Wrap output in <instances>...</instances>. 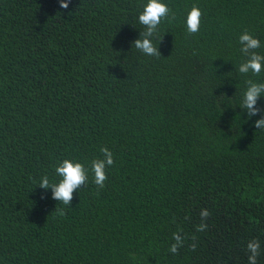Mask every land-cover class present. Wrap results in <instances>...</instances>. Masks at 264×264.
<instances>
[{
  "label": "trees",
  "instance_id": "16d2710c",
  "mask_svg": "<svg viewBox=\"0 0 264 264\" xmlns=\"http://www.w3.org/2000/svg\"><path fill=\"white\" fill-rule=\"evenodd\" d=\"M160 2L156 57L133 45L148 0H0V264H249L252 240L264 264V93L242 108L264 63L239 72L245 32L264 56V0ZM65 159L88 170L70 207L38 187Z\"/></svg>",
  "mask_w": 264,
  "mask_h": 264
},
{
  "label": "clouds",
  "instance_id": "9594fccd",
  "mask_svg": "<svg viewBox=\"0 0 264 264\" xmlns=\"http://www.w3.org/2000/svg\"><path fill=\"white\" fill-rule=\"evenodd\" d=\"M72 0H60V7L68 9ZM169 8L160 0H148V4L144 7V11L139 15V23L145 27V31L141 33V38L134 41L133 45L143 54L148 56L160 57L161 53L151 42V37L157 32L158 25L162 19L169 18ZM202 12L197 7H193L187 15L186 25L189 35L196 34L199 31L201 23ZM175 19V16H172ZM240 44L242 45L241 52L248 56L249 59L242 63L239 67V72L247 74L250 71L254 75H259L262 70V63H264V56L256 53V49L260 47V41L253 38L252 35L245 32L240 36ZM248 88L244 93L242 108L251 118L252 116L260 114L261 110L256 108L257 99L264 93V84H257L251 80L247 81ZM255 128L264 130V118L256 121ZM103 159L93 160L91 163V171L94 175L93 183L99 188L105 187V181L108 179L106 168L114 164L113 153L108 148H101ZM56 174L61 177L59 183H49L47 176L42 177L38 187L44 190L51 189L52 199L59 201L60 204L70 207L73 201V193L83 187L88 180V170L81 163H73L70 160H63L55 169ZM44 198V197H42ZM63 214V213H61ZM201 220L206 221L210 213L207 209L201 210ZM207 228L206 223H201L197 226V231L202 232ZM173 239L176 243L172 244L170 252L177 253L178 249L183 246V240L177 233L173 234ZM195 245L192 249L195 250ZM259 240H252L247 245V250L251 254L248 257L249 264H257V258L260 255Z\"/></svg>",
  "mask_w": 264,
  "mask_h": 264
}]
</instances>
